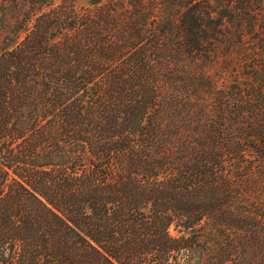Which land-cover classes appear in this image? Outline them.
I'll use <instances>...</instances> for the list:
<instances>
[{
  "label": "trees",
  "instance_id": "1",
  "mask_svg": "<svg viewBox=\"0 0 264 264\" xmlns=\"http://www.w3.org/2000/svg\"><path fill=\"white\" fill-rule=\"evenodd\" d=\"M12 1L0 264H264V0Z\"/></svg>",
  "mask_w": 264,
  "mask_h": 264
},
{
  "label": "rangeland",
  "instance_id": "2",
  "mask_svg": "<svg viewBox=\"0 0 264 264\" xmlns=\"http://www.w3.org/2000/svg\"><path fill=\"white\" fill-rule=\"evenodd\" d=\"M77 3L78 5L86 4L88 3V0H78ZM19 7L22 8L21 6H17V4H15L12 0H0V46L2 47H5L16 38L13 34L16 30L21 33V38L25 34L24 29L26 27H23L24 25L23 23L21 24L20 21L26 16L27 12L19 10ZM238 53L239 52L237 50L232 48L230 53L231 59L228 64H221V59H219L220 64L218 65H214L212 63L207 64L209 67H207L206 72L215 80H219V84L224 85L233 82L234 79L238 78V75L235 74V72L242 70V66L239 65L238 62L242 59ZM228 56L229 53L226 57ZM170 233L175 237L180 235L174 226L170 228Z\"/></svg>",
  "mask_w": 264,
  "mask_h": 264
}]
</instances>
